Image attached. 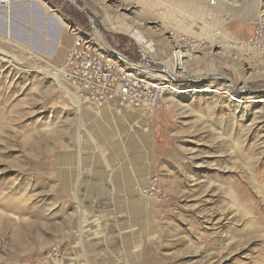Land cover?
I'll return each instance as SVG.
<instances>
[{
	"label": "rangeland",
	"instance_id": "374dc122",
	"mask_svg": "<svg viewBox=\"0 0 264 264\" xmlns=\"http://www.w3.org/2000/svg\"><path fill=\"white\" fill-rule=\"evenodd\" d=\"M48 2L66 34L55 52L31 46L35 60L0 42L10 61L0 58V264H264L262 104L236 105L264 98V51L251 43L264 0ZM69 24L133 61L151 52L166 70L178 40L192 41L184 49L199 47L200 60L190 73L177 63L180 93L163 97L187 108L126 110L124 124L98 129L94 163L98 106L80 98L79 110L62 89L77 91L46 75L72 47ZM202 87L220 94L186 92Z\"/></svg>",
	"mask_w": 264,
	"mask_h": 264
},
{
	"label": "built area",
	"instance_id": "2783aa9c",
	"mask_svg": "<svg viewBox=\"0 0 264 264\" xmlns=\"http://www.w3.org/2000/svg\"><path fill=\"white\" fill-rule=\"evenodd\" d=\"M68 28L75 39L61 67V75L83 101L98 107L116 103L151 113L173 91L169 81L172 82L177 71L166 70L158 61L148 59L151 52H142L139 61H133L106 42H100L94 34L82 32L71 24ZM92 30L95 33L93 27ZM190 42L174 46L172 52H179V48L188 51L184 48ZM251 43L264 51V25L258 27Z\"/></svg>",
	"mask_w": 264,
	"mask_h": 264
},
{
	"label": "bare ground",
	"instance_id": "6f19581e",
	"mask_svg": "<svg viewBox=\"0 0 264 264\" xmlns=\"http://www.w3.org/2000/svg\"><path fill=\"white\" fill-rule=\"evenodd\" d=\"M10 1V0H9ZM9 1L8 0H0V6L2 5V6H6V5H8L9 4ZM71 2H73L74 0H70ZM214 2V1H213ZM102 5H104V2H102ZM131 8H134V7H130V9ZM263 14H264V12H263ZM176 15V13H172L171 14V17L172 16H175ZM230 16V15H229ZM35 17V16H34ZM37 19V18H36ZM36 21V20H35ZM259 21H262V19H260ZM37 22V21H36ZM120 22H125V20H123V19H120L119 17H117V19H116V21H115V23H120ZM33 23V22H32ZM11 25V24H10ZM36 25V24H35ZM10 29H11V27H10ZM130 32H131V34H133V35H138L134 30H132V29H130ZM172 32V31H171ZM12 35H10V32L8 33V34H4V35H0V42H3V43H5V44H8V45H10V46H12L13 48H15L16 50H18V51H20V52H22V53H26V54H28L30 57H32V59H41V58H39V56H38V54H36L35 52H33V50L30 48V47H26V45H24V44H22L21 42H20V40L19 41H16L15 39H12V37H11ZM138 37V39L137 40H139V41H141L142 40V38H141V36H137ZM17 38V37H16ZM206 38V37H205ZM23 39V38H22ZM178 39V38H177ZM207 39V38H206ZM205 40V39H204ZM33 41V40H32ZM179 47H181V46H183L184 44H186V43H188V40H185V39H182V38H180L179 40ZM236 41V45L238 46V47H241L242 49L243 48H245V49H247L248 48V46L250 47V45L248 44V43H244V42H238L237 40H235ZM24 42V41H23ZM226 45V44H225ZM34 46H35V43H34ZM223 51L222 52H226V47H222V45H220L219 46ZM237 47V48H238ZM33 48V47H32ZM144 48H145V50L147 49L146 48V46H144ZM39 50V49H38ZM197 50H199V47H193V48H190L188 51H185V50H182V49H180L179 48V52H176V53H174L173 54V64H172V62H171V60L172 59H170V60H168V61H166L165 63L166 64H168V66L170 67V64H172V66H173V68H174V66L177 64V63H181V67L183 68V69H186V73H190V70L192 69H190L189 67H192V64L194 63V62H197L198 60H200V56H198V55H195L196 53H197ZM202 57V56H201ZM0 58H1V60L2 61H4L5 63H7L8 64V62L10 63V61H7V53H6V51L3 49V48H1L0 47ZM186 59V60H185ZM185 63H186V65H185ZM164 65V64H163ZM62 67V66H61ZM59 68V69H54L53 67H51L52 68V71L54 72V73H50V74H46V75H48L54 82H56L57 81V83L59 84V87H60V81H59V79H61L60 77L62 76L61 75V73H62V68ZM8 68V67H7ZM171 68V67H170ZM9 69V68H8ZM11 70H9V72H10ZM51 71V72H52ZM184 71V70H183ZM178 73H182V72H178ZM37 74H39V73H37ZM42 74V73H41ZM65 80V79H64ZM170 82V85H172V82H174V81H169ZM207 86H210V85H207ZM65 93H67V95L72 99V101L77 105V108L79 109V110H81L82 111V109L84 108V103L82 104V102H81V100H80V97H79V95H78V93L77 92H75V93H70V92H67L66 91V89H62ZM172 90L173 91H170L171 93H169V94H174V93H180L179 92V90H177V88L174 86L173 87V85H172ZM188 91H186V92H192V93H201V92H208V93H218V94H220V91H218L217 89H215V90H213V89H210L209 87H202V88H200V89H198V88H189V89H187ZM181 93H185V92H182L181 91ZM168 94V93H167ZM225 94L227 95V97L229 98V100H231V101H233V102H235V100H238V93H235V94H230V93H228L227 91L225 92ZM255 101V103H260V104H262L261 106V108L259 109V112L261 111V113L259 114V116H257V117H255V119H263L264 120V98H262V97H257V98H255V97H251V96H249V97H246V100H239V102L236 104V105H238V104H243V103H247V102H254ZM84 102H86V101H84ZM237 102V101H236ZM160 103H162V105H163V107H164V110H165V112H167L168 110H170L171 108H179L180 110H182L183 108H187L186 106H184V105H181V104H179V103H176V102H174L173 100H172V98L171 97H169V98H162V100H161V102ZM238 106H240V105H238ZM159 107V106H158ZM95 109H96V111L95 112H97V113H93V116L96 114V116H94V123L95 124H97V129H95V133L93 134V136H92V139H91V149H92V151H93V153H94V156H93V162L94 163H97V161H98V157H99V147H100V145L102 144L101 142H100V140H102V137H101V135H100V132H98V129L100 130V128H104V125L103 124H105V128H106V126H110L111 124H114L115 123V120L116 121H118V122H120V124H124L125 122H126V120L128 119V116L126 115V110H127V112L129 113V114H131V115H133V116H136L137 114H136V112H134L131 108H129V107H126V109H125V107H124V109H123V107H119L118 105H114L113 103L112 104H107V105H105V106H103V111H104V115H103V117L101 118L100 117V110H98L99 108L98 107H94ZM122 108V109H121ZM237 108H239V107H237ZM85 111H87L86 109H84ZM141 113H145L144 111H140ZM256 112H258L257 110H256ZM102 114V113H101ZM148 115V113L146 112L145 114H144V116L145 115ZM138 116V115H137ZM102 120H101V119ZM132 119V118H131ZM257 121H259V120H257ZM144 122V121H143ZM146 123H148V125L147 126H150V122H149V120H148V122L146 121ZM264 123V122H263ZM263 126V125H262ZM110 127H113V126H110ZM254 128V127H253ZM252 127H251V129H253ZM249 129V128H248ZM250 132V131H249ZM249 132H248V130H247V132H246V134H245V136H246V139L249 137ZM263 139H264V133H263ZM256 144H258V143H256ZM257 146V148H264V140L262 141V142H260L258 145H256ZM258 166H259V164H258ZM123 169V168H122ZM132 171V170H131ZM102 182V180H99L98 178H96L95 180H94V184H93V188H94V191H97L99 188H100V183ZM137 188V187H136ZM129 190V189H128ZM130 191V190H129ZM133 193V192H132ZM131 193V194H132ZM138 195L139 197L141 196V194H140V192H139V190L137 189V191L135 190V194H133V196H135V195ZM128 195V194H127ZM132 196V197H133ZM133 201V200H132ZM97 233V232H96Z\"/></svg>",
	"mask_w": 264,
	"mask_h": 264
},
{
	"label": "crops",
	"instance_id": "0c3cea01",
	"mask_svg": "<svg viewBox=\"0 0 264 264\" xmlns=\"http://www.w3.org/2000/svg\"><path fill=\"white\" fill-rule=\"evenodd\" d=\"M51 10L52 3L48 0H10L8 5L0 6V35H4V26L9 24L12 39L20 40L26 47L55 52L54 46L62 45L66 34L64 22L55 18ZM51 45L53 47L49 48Z\"/></svg>",
	"mask_w": 264,
	"mask_h": 264
},
{
	"label": "water",
	"instance_id": "95a60500",
	"mask_svg": "<svg viewBox=\"0 0 264 264\" xmlns=\"http://www.w3.org/2000/svg\"><path fill=\"white\" fill-rule=\"evenodd\" d=\"M9 33V24L4 26L3 34H8Z\"/></svg>",
	"mask_w": 264,
	"mask_h": 264
}]
</instances>
